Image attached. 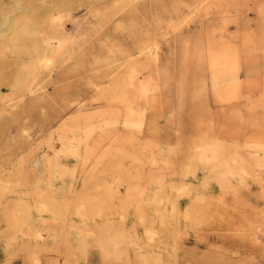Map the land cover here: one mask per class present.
Instances as JSON below:
<instances>
[{"label":"rangeland","instance_id":"374dc122","mask_svg":"<svg viewBox=\"0 0 264 264\" xmlns=\"http://www.w3.org/2000/svg\"><path fill=\"white\" fill-rule=\"evenodd\" d=\"M19 4L0 0V264H264V0Z\"/></svg>","mask_w":264,"mask_h":264},{"label":"bare ground","instance_id":"6f19581e","mask_svg":"<svg viewBox=\"0 0 264 264\" xmlns=\"http://www.w3.org/2000/svg\"><path fill=\"white\" fill-rule=\"evenodd\" d=\"M18 1H20V6H18L17 8H18V10L17 11H19V12H25L26 11V5H27V3H28V1L29 0H18ZM234 1V0H233ZM100 12V11H99ZM102 13V12H101ZM98 14V13H97ZM79 17V16H78ZM91 19V18H90ZM68 24V23H67ZM66 25V24H65ZM75 25V24H74ZM74 28V27H73ZM33 29V24L32 25H29V26H27V28H21L17 33H16V35H14V39L16 38V40L19 42L18 43V49L20 50V51H23L24 49H25V51H28V52H32L31 50H29L28 48V46H29V42L31 41V39L29 38V36H30V34H29V32L31 31ZM61 32L64 34V36H66V37H70V32L67 30V29H65L64 28V26L61 28ZM262 35V34H261ZM5 36V34H1L0 35V40H3L2 38ZM255 38V37H254ZM256 40V39H255ZM262 40V39H261ZM60 41L61 40H59V43H55L54 41H53V39L52 38H50V37H45L44 39H43V46H42V48H37V49H35L34 50V52L36 53V52H40V53H43L44 51H46V50H55L56 49V47L57 46H59V44H60ZM255 42V41H254ZM259 43V42H258ZM260 43H261V41H260ZM264 43V42H263ZM0 45H1V42H0ZM251 48V47H250ZM255 50V49H254ZM264 50V49H263ZM38 52V53H39ZM252 52H254V51H252ZM257 51H255V53H256ZM259 52V51H258ZM262 52V51H261ZM159 54V53H158ZM154 59V58H153ZM155 61V60H154ZM144 62V61H143ZM146 62V61H145ZM139 63V62H138ZM149 63V62H148ZM151 64V63H150ZM158 67V66H157ZM141 68V67H140ZM153 69V68H152ZM137 70V69H136ZM151 70V69H150ZM155 70V69H154ZM154 70H153V72H154ZM145 71V70H144ZM137 72V71H136ZM150 72H152V70L150 71ZM149 73V72H148ZM155 73V72H154ZM154 73H152V74H154ZM142 75V74H141ZM147 76V75H146ZM151 76V75H150ZM148 77V76H147ZM156 78V77H155ZM171 78V77H170ZM153 79H154V77H153ZM157 79V78H156ZM183 79V78H182ZM251 80V79H250ZM175 81V80H174ZM1 84L3 83V81H1L0 82ZM140 85V84H139ZM129 86V85H128ZM133 88V87H132ZM131 89V88H130ZM127 90V89H126ZM146 90V89H145ZM140 91V90H139ZM135 93V92H134ZM155 93V92H154ZM130 96V95H129ZM148 98V97H147ZM154 98V97H153ZM161 98V97H160ZM146 100V99H145ZM100 101H102V100H100ZM212 102V101H211ZM94 103V102H93ZM97 103V102H96ZM99 103V102H98ZM118 104V103H117ZM86 105V104H85ZM84 105V106H85ZM101 105V104H100ZM110 105V104H109ZM115 105V104H114ZM211 106H212V104H210ZM210 106V107H211ZM214 106V105H213ZM88 107V106H87ZM142 107H143V105H142ZM126 108H127V106H126ZM145 109V108H144ZM127 110V109H126ZM97 111V110H96ZM95 111V112H96ZM99 111V110H98ZM97 111V112H98ZM128 111V110H127ZM94 112V113H95ZM95 113V116H97L96 114H99L100 115V113L98 112V113ZM100 112H102V109H101V111ZM116 112V111H115ZM122 112V111H121ZM121 112H120V115H121ZM129 112V111H128ZM123 113V112H122ZM160 113H162V112H160ZM81 114V116H83L82 114H85V113H80ZM80 114H77L78 116L80 115ZM87 114H89L88 112H87ZM87 114H85V116H87V119H88V117H90V115H87ZM102 114H103V112H102ZM101 114V115H102ZM137 114H138V111L137 110H133V111H131V113L129 114L128 113V115H127V119H130V120H128V121H131V118L132 119H134L136 116H137ZM144 114H145V112L144 111H140V115H139V117H143L144 116ZM114 115H116V114H114ZM73 116H76V115H73ZM72 116V117H73ZM122 116V115H121ZM71 116H69L68 118H70ZM72 117H71V119H72ZM100 117V116H99ZM104 117V116H103ZM131 117V118H130ZM75 119H76V117H74ZM80 118V117H79ZM110 118V117H109ZM121 118V117H120ZM71 119H69L70 121H72ZM82 119V118H81ZM80 119V120H81ZM86 119V117H84V120ZM90 119V118H89ZM100 119V118H99ZM112 119H113V117H112ZM160 119V118H159ZM77 120V119H76ZM75 120V121H76ZM91 120V119H90ZM116 120V119H115ZM120 120V119H119ZM85 121H87V120H85ZM98 121V120H97ZM101 121V120H100ZM126 121V120H125ZM128 121H126V122H128ZM82 122H83V120H82ZM88 122V121H87ZM90 122V121H89ZM102 122V121H101ZM141 122V121H140ZM217 122V121H216ZM70 123V122H69ZM86 123V122H85ZM87 124V123H86ZM85 124V125H86ZM128 124V123H127ZM133 124V123H132ZM132 124H129V125H132ZM161 124V123H160ZM163 124V123H162ZM70 125V124H69ZM76 125V124H75ZM78 125V124H77ZM77 125H76V128H78L77 127ZM82 125H83V127L85 126L83 123H82ZM79 126V125H78ZM64 127V126H63ZM88 127V126H87ZM102 127V126H101ZM160 127H161V125H160ZM164 127H165V125H164ZM67 128V127H66ZM72 128H73V126H72ZM106 128H107V126H106ZM62 129V128H61ZM68 129V128H67ZM66 130V129H65ZM70 130H73V129H71L70 128ZM104 130H105V127H104ZM108 130V129H107ZM173 130V129H172ZM1 131V130H0ZM62 131H63V129H62ZM68 131V130H67ZM100 131V130H99ZM115 132H116V130H115ZM120 132V131H119ZM172 133H173V131H171ZM64 133V132H63ZM96 133V132H95ZM102 133V132H101ZM104 133V132H103ZM110 133V132H109ZM114 133V132H113ZM113 133H111V134H113ZM175 133V132H174ZM106 134H108V132L106 133ZM110 134V135H111ZM95 135V134H94ZM109 135V136H110ZM152 135V134H151ZM62 136H64L63 134H62ZM66 138H67V136H65ZM98 138H99V136H97ZM98 138H96V139H98ZM143 138V137H142ZM152 138V137H151ZM101 139V138H100ZM93 141V140H92ZM154 141V140H153ZM243 141V140H242ZM61 142V141H60ZM95 142V141H94ZM97 142V141H96ZM95 142V143H96ZM99 142V144L101 143L100 141H98ZM97 142V143H98ZM96 143V144H97ZM144 143V142H143ZM147 143V142H146ZM150 142L148 141V144H149ZM80 144V143H79ZM98 144V145H99ZM62 145V144H61ZM100 145H102V144H100ZM104 145V144H103ZM107 145V144H106ZM115 145V144H114ZM136 145V144H135ZM52 146H54V145H52ZM93 146V145H92ZM91 146V147H92ZM97 146V145H96ZM113 146V145H112ZM59 147H61V146H59ZM102 147V146H101ZM127 147V146H126ZM141 147V146H140ZM143 147V146H142ZM56 148V147H55ZM81 148V147H80ZM85 148H86V146H85ZM88 148H89V146H88ZM92 148H94V147H92ZM92 148H90V149H92ZM125 148V147H124ZM62 149V148H61ZM87 149V148H86ZM51 150H52V148H51ZM85 150V149H84ZM83 150V152H84V155H86L85 154V152L87 151H84ZM100 150V149H99ZM102 150V149H101ZM122 150V149H121ZM56 151V150H55ZM64 151V150H63ZM91 151V150H90ZM136 151H138V149L136 150ZM136 151H134V152H136ZM167 151V150H166ZM166 151H164V152H166ZM82 152V151H81ZM41 153V152H40ZM90 153V152H89ZM137 153V152H136ZM135 153V154H136ZM260 153V152H259ZM258 153V154H259ZM53 154H55V153H53ZM81 154V153H80ZM127 154V153H126ZM125 153L123 154L122 153V155H118V157H122V156H124V155H126ZM141 154V153H140ZM82 155V154H81ZM98 155V154H97ZM146 155V154H145ZM144 155V156H145ZM89 156V155H88ZM131 156H134V155H131ZM260 157V156H259ZM84 158H86V157H83V158H81V159H84ZM132 158V157H131ZM139 158V157H138ZM263 158V157H262ZM88 159V158H87ZM260 159H261V157H260ZM21 161V160H20ZM85 161H87L86 159H85ZM85 161H84V164H85ZM83 162V161H82ZM88 162H86V164H87ZM93 163V162H92ZM120 163H121V161H120ZM129 163V162H128ZM60 164H62V162L59 160V159H56V161H54V160H51V163H50V165H49V167L48 168H53L54 166H58V165H60ZM78 164V163H77ZM80 165V164H79ZM154 165V164H153ZM42 166V165H41ZM82 166V165H81ZM84 166V165H83ZM98 166V165H97ZM262 166V165H261ZM64 167V166H63ZM144 167V166H143ZM65 168V167H64ZM74 168L75 167H73V169L72 170H74ZM210 168V167H209ZM89 169H91V167L89 168ZM95 169H96V167H95ZM59 170V169H58ZM6 171H7V168L5 167V163H4V161L1 159L0 160V198H3V196H4V190H3V185H4V182H5V174H6ZM75 171H76V169H75ZM62 172V171H61ZM61 172H60V170H59V176H60V174H61ZM84 172V171H83ZM27 173V172H26ZM70 173H72L71 171H70ZM75 173V172H74ZM78 173V172H77ZM80 174V173H79ZM85 174V173H84ZM92 174V173H91ZM83 175V174H82ZM51 176V175H50ZM64 176V175H63ZM62 176V177H63ZM75 176V175H74ZM84 176V175H83ZM89 176V175H88ZM49 177V176H48ZM47 177V178H48ZM113 177V176H112ZM55 178V177H54ZM66 178V177H65ZM116 178V177H115ZM248 178V177H247ZM64 179V178H63ZM45 180V179H44ZM49 180V179H48ZM57 180V179H56ZM74 180H76V179H74ZM234 180V179H233ZM246 180V179H245ZM43 181V180H42ZM77 181H78V178H77ZM216 181V180H215ZM247 181V180H246ZM40 182V181H39ZM52 182V181H51ZM54 182V181H53ZM2 183H3V185H2ZM34 183V182H33ZM37 183V182H36ZM42 183V182H41ZM41 183H40V185H41ZM222 183V182H221ZM21 184V183H20ZM72 184H73V182H72ZM82 184V183H81ZM227 184V183H226ZM44 185V184H43ZM68 185V184H67ZM70 185V184H69ZM86 185V184H85ZM216 185V184H215ZM5 186V185H4ZM224 186V185H223ZM246 186V185H245ZM248 186V185H247ZM42 187V186H41ZM72 187V186H71ZM229 187V186H228ZM227 187V188H228ZM64 188H66V187H64ZM81 188V187H80ZM89 188H90V186H89ZM215 188V187H214ZM242 188V187H241ZM25 189V188H24ZM43 189H45V188H43ZM55 189V188H54ZM155 189V188H154ZM158 189V188H157ZM224 189H226L225 187H224ZM235 189V188H234ZM239 189V188H238ZM237 189V190H238ZM243 189V188H242ZM246 190H247V188H245ZM56 190V189H55ZM58 190H59V188H58ZM58 190H56V191H58ZM71 190V189H70ZM70 190H69V193H70ZM27 191V190H26ZM45 191H46V189H45ZM50 191H52V190H50ZM55 191V192H56ZM63 191V190H62ZM67 191V190H66ZM214 191H215V189H214ZM234 191V190H233ZM74 192V191H73ZM72 192V193H73ZM78 192V191H77ZM133 192V191H132ZM235 192V191H234ZM54 193V192H53ZM59 193V192H58ZM68 193V194H69ZM224 193V192H223ZM226 193V192H225ZM237 193V192H236ZM233 194V193H232ZM18 195V194H17ZM59 195V194H58ZM63 195H65V194H63ZM70 195V194H69ZM153 195V194H152ZM174 195H175V193H174ZM75 196V195H74ZM73 196V197H74ZM192 196V195H191ZM222 196V195H221ZM64 197V196H63ZM81 197V196H80ZM175 197H176V195H175ZM4 199V198H3ZM117 199V198H116ZM77 200V199H76ZM75 202V201H74ZM73 202V203H74ZM143 202V201H142ZM250 202V201H249ZM5 204V203H4ZM109 205V204H108ZM137 205V204H136ZM131 206V205H130ZM112 207V206H111ZM210 207V206H209ZM61 208V207H60ZM212 208H213V206H212ZM112 209V208H111ZM138 209V208H137ZM196 209V208H195ZM216 209V208H215ZM218 209V208H217ZM131 210H134V208L133 209H131ZM170 210V209H169ZM220 210V209H219ZM129 211H130V209H129ZM2 212V204L0 203V214H2L1 213ZM128 212V211H127ZM133 212V211H132ZM170 212V211H169ZM214 212H216V211H214ZM217 213V212H216ZM110 214V213H109ZM131 215V214H130ZM115 216V215H114ZM122 216V215H121ZM126 216V215H125ZM129 216V215H128ZM254 216V215H253ZM53 217V216H52ZM132 217V216H131ZM78 218V217H77ZM83 218V217H82ZM86 218V217H85ZM122 218V217H121ZM126 218V217H125ZM251 218H253V217H251ZM88 219V218H87ZM248 219V218H247ZM247 219H245V220H247ZM129 220V219H128ZM131 220V219H130ZM94 221V220H93ZM257 221V220H256ZM106 222V221H105ZM122 222V221H121ZM133 222V221H132ZM139 222V221H138ZM159 222V221H158ZM250 222V220L248 221V223ZM253 222H255V219H254V221ZM258 222V221H257ZM264 222V221H263ZM0 223H1V221H0ZM94 223V222H93ZM112 223V222H111ZM245 223V222H244ZM246 223H247V221H246ZM256 223V222H255ZM95 224V223H94ZM130 224H131V222H130ZM139 224V223H138ZM147 224V223H146ZM159 225V224H158ZM248 225V224H247ZM247 225H245V226H247ZM251 222L249 223V226L247 227V228H252L251 227ZM258 225H260V224H258ZM211 226H212V224H211ZM243 226V225H242ZM242 226L241 225H239L238 227H240V228H242ZM177 227V226H176ZM244 227V226H243ZM128 228H129V226H128ZM134 228V227H133ZM211 228V227H210ZM247 228H243V229H247ZM103 229V228H102ZM101 229V230H102ZM106 229V228H105ZM170 229V228H169ZM253 229V228H252ZM104 230V229H103ZM107 230V229H106ZM142 230V229H141ZM238 230V229H237ZM244 230V231H245ZM86 231H89V234H90V230H86ZM240 231V230H239ZM241 232V231H240ZM243 232V231H242ZM49 233V232H48ZM86 233V232H85ZM92 233V232H91ZM249 233V232H248ZM37 234V233H36ZM101 234V233H100ZM114 234V233H113ZM135 234V233H134ZM251 234V233H250ZM88 235V234H87ZM98 235V234H97ZM237 235V234H236ZM245 235H246V232H245ZM253 235V234H252ZM91 236V235H90ZM93 237H94V234L92 235ZM96 237V236H95ZM136 237V236H135ZM250 237V236H249ZM81 238V237H80ZM247 238V237H246ZM95 239H97V238H95ZM149 239V238H148ZM238 239V238H237ZM79 240V239H78ZM251 240V239H250ZM249 240V241H250ZM80 241H81V239H80ZM183 241V240H182ZM51 242V241H50ZM72 243V242H71ZM74 243H75V241H74ZM176 243V242H175ZM253 243V242H252ZM251 243V244H252ZM76 245V244H75ZM81 245V244H80ZM5 247H6V244H5V239H4V228H3V226H2V224H0V261L2 262L3 261V255H4V250H5ZM75 247V246H74ZM209 247H211V246H209ZM253 247V246H252ZM213 249V248H212ZM217 249V248H216ZM149 250H151L152 252L153 251H156V250H154V249H152L151 248V246L149 247ZM222 251V250H221ZM260 251V250H259ZM250 253V252H249ZM256 253V252H255ZM248 254V253H247ZM57 255V254H56ZM62 255V254H61ZM60 255V256H61ZM131 255H132V253H131ZM79 256H80V254H79ZM79 256H77L76 258H75V256H74V261H79V262H81V257H79ZM70 259V258H69ZM94 259V257H91L90 259H89V262H90V264H91V261ZM85 260V259H84ZM98 261V260H97ZM260 261V260H259ZM18 263V262H17ZM19 264V263H18ZM42 264V263H41ZM148 264H158L157 263V261H156V259H155V257H153V258H151L150 259V261L148 262ZM159 264H161V262L159 263Z\"/></svg>","mask_w":264,"mask_h":264}]
</instances>
